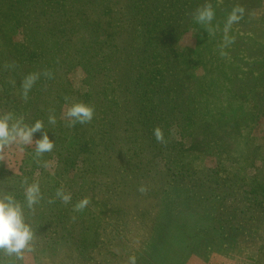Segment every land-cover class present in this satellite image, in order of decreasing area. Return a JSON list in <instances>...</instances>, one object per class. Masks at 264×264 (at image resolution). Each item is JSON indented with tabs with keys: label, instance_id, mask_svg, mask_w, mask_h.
Listing matches in <instances>:
<instances>
[{
	"label": "rangeland",
	"instance_id": "374dc122",
	"mask_svg": "<svg viewBox=\"0 0 264 264\" xmlns=\"http://www.w3.org/2000/svg\"><path fill=\"white\" fill-rule=\"evenodd\" d=\"M107 1L0 0V113L9 111L21 121H28L23 124L29 126L40 120L35 115L37 111L26 110L29 97L23 92L25 78L34 74L37 79L33 86L42 87L35 99L45 97L52 107L50 116L56 119L55 124L47 120L42 131L55 134L57 127H66V136L75 139L68 144V155L58 161L57 152L52 151L45 163L30 156L34 143L25 145L22 151L16 145L0 148L3 169L23 178L36 166L28 179L33 182L39 167L50 172L59 167L65 174L69 162L71 171L68 168L66 174L72 175V191L76 193L79 186L81 193L95 191L87 209H96L93 215L99 223L97 230L86 234L87 246L81 244L84 241L78 233L61 229L42 239L34 237L33 251L26 253L20 263L130 264V257H135V264H264V219L254 215L249 218L240 196L233 200L231 194L224 197L219 189L215 191L219 196H213V191L198 190L197 186L164 183L167 174L179 169L189 171L188 175L191 169L208 175L210 170L224 168L225 173H219L223 178L244 173L238 175L240 190L245 185L264 189V0H211L208 6L214 16L210 23L196 22L198 10L203 9L200 6L191 11L188 25L179 34L156 40H149L146 26L136 25L135 17L128 15L130 0ZM199 1H190L192 9ZM174 3L175 0H162L160 5L168 11ZM235 9L243 12H237L240 19L228 26V17ZM117 27L122 29L117 44L124 48H106L101 30L113 31ZM140 40L148 42L149 50L153 43L161 48L157 77L168 75L167 80L175 89L187 91V98L182 101L186 107L196 109L191 116L193 126L184 130L185 137L173 128L165 148L144 149V154H155L156 172L139 183L124 186L116 168L122 167L127 157L105 150L100 137L109 125L107 115L111 111H101L97 104L102 97H109L117 105L115 86L104 89L102 82L106 76L114 81L109 68L114 63L121 75L130 69L131 60L140 54L132 52V46ZM116 51L120 53L114 54ZM103 55H111L108 67L97 61ZM71 57L73 60H68ZM119 58H125L128 64L124 67ZM60 59L66 60L63 65L59 64ZM86 71L90 76L87 80ZM88 86L94 93L86 98ZM98 88L102 93L96 92ZM58 99L61 103L53 110ZM171 99L173 105L181 102ZM75 102L93 107L90 122L69 123L65 113ZM76 132L82 136H74ZM39 135L40 132L35 133L33 139ZM124 136L119 133L118 142ZM79 141H85L95 153L100 171L96 170L101 173L95 179V190H88L91 185L82 180L84 166L78 160L83 154L71 147ZM122 143L125 149L128 144ZM168 158L171 167L166 171L164 163ZM211 175V179H217L214 173ZM55 179H60V175ZM6 181L11 189L17 186L9 176ZM94 202L97 207H92ZM104 203L106 208L99 207ZM108 206L127 214L120 216L121 220L118 214L108 216L109 212H102ZM242 209L245 210L239 212ZM219 210L234 215L230 224H221L218 217L212 219ZM1 258H6V264L12 259L0 253Z\"/></svg>",
	"mask_w": 264,
	"mask_h": 264
},
{
	"label": "trees",
	"instance_id": "16d2710c",
	"mask_svg": "<svg viewBox=\"0 0 264 264\" xmlns=\"http://www.w3.org/2000/svg\"><path fill=\"white\" fill-rule=\"evenodd\" d=\"M161 1L162 0H130L128 3V15L135 17L136 25L138 24L139 26H146L144 31L149 40H156L159 39V37L165 35H168V38H171V35L173 37L174 35L179 34V32L188 25L192 15L191 11L198 10V7L200 6H203L204 8L212 3L211 0H200L198 6L195 9H192L193 6L190 1L193 0H175L177 4L174 3L170 10L165 11L163 6L160 5ZM178 1L181 2L178 3ZM107 2L110 1L108 0ZM175 6H178L179 8H176ZM152 23H156L159 26L156 25L155 27ZM121 30L122 29L119 30L118 27L113 31H107V29L101 30V34L105 37L102 39V41L106 48L108 46L118 49L124 48H120L117 44V37L119 34H121ZM153 44L154 45L152 46L151 50H149L148 42L145 40H140L135 46H132V52H140V54L131 60L130 69L126 68V72H123L122 75L119 72V68L116 67L117 69H114L115 66H117L116 63H114V67H109L115 75V78L113 79L114 81H109L111 77L106 76L107 78H105L102 84L104 89L109 85H112L113 87L115 86V101L117 102V105L115 102H112L109 97H102V99H100L98 102L99 105L97 104V108H99L101 111L105 110L106 113L107 109H109L108 112L111 111L107 115L109 125L108 127L105 126L104 133L100 137L105 150L113 153L116 156L124 158L127 157V160L124 162L125 164L122 167L119 165V167L116 168L117 173L121 174V181L124 186H131L132 184L139 183L150 173L156 172L157 164L154 162L155 154L152 153L151 156H149L148 153L144 154V149L149 148L150 150L152 147V150L155 148H158L159 150V148H165V143L171 140L169 137L170 130L176 128L180 136L185 137L184 130H187L188 127L193 126L191 116L194 115L196 108H187L186 104L182 102L187 98V91L175 89L172 82L167 80L169 77L166 74H164L163 78L157 77L160 74L157 66L161 48H157L158 45H156V43ZM148 51L149 53L151 51L152 54H148ZM116 53L120 52L116 51L114 54ZM110 56L111 55H103V57L97 61L108 67V65L111 64L108 62L111 60L108 59ZM71 58L68 60H73L74 57ZM119 60H121V64H124V67L128 64V61H126L125 58H119ZM64 61L66 60L60 59L58 62L59 64L63 65ZM85 61L87 63L90 62L89 60ZM186 65V62L184 61V72L187 73ZM89 77L90 76L89 74L87 75L86 71L85 80H87ZM87 84H89L88 81ZM99 88L96 90V92L102 93ZM41 89L42 87L40 86H33L28 89L26 93L25 91L23 92L29 97L28 101L25 102L27 103L26 110L32 109L33 111H37L35 115L39 116V119L45 124L51 115L50 111L52 107L49 108V102L44 99L45 97L35 99L36 96L41 93ZM86 91L88 92L85 94L86 98L92 96L94 93V91L90 89L89 86ZM121 98L124 99L121 100ZM171 98L181 102L174 101L175 104L173 105V103H171ZM57 102L58 104L54 105L53 110L55 106H58L61 103V99H58ZM11 107L14 108L15 106ZM7 112L9 113V111ZM2 113L4 114V112ZM2 113H0V116H2ZM22 122L28 123V121ZM156 128H159L162 131L164 136L163 142L156 140L153 134L154 129ZM66 130V127H57L55 134L52 132H46L49 139L54 144L52 151L57 152L58 161L71 152L69 150L68 144L75 140H72V138L66 136ZM118 132L125 135L124 138L120 139V142H118ZM76 135L82 136L77 132L74 136ZM122 141L127 142L128 144L125 149ZM79 142L71 147H77L79 152L83 154V157L78 160L80 164L84 166V168H81L82 180L85 183L89 182L88 185H91L88 187V190H90V188L91 190H95L97 188L95 179H98L97 177L101 174L98 172L100 170L94 158L95 153L85 141ZM177 144L178 143H175V145ZM171 150L173 151V149ZM51 152L44 153L42 156L36 158L34 157V149H32L30 151V156L34 157V159L38 160L40 163H45L46 159L51 157ZM73 158L74 159L72 162L75 163L76 157ZM168 159H166L164 163L167 165L165 168L166 171H168V169L171 167L169 165L171 158ZM68 163L64 168L67 171L66 173L69 172ZM35 169L36 166H32L30 172L24 173L25 176L22 178L21 175H11L10 172H8L6 169H3V165L0 162V193L14 194L21 204L24 205L25 220L32 227L34 233L33 238L37 237L40 239L41 237L42 239L44 235L47 237L52 231L61 229L64 230L65 233L66 231L78 233V236H82L81 240L84 241L81 244L83 246H87L89 242H86V234H90L92 231L94 232L99 226V223H97L98 221H96L97 218L93 215V213H96V209H91L90 211L87 209V206L83 211L77 212L74 211V208L72 207L85 197H87L90 202H93L92 197H95V191L92 194H89V192L85 193V191L81 193L80 190L82 189L81 186H79V190L75 193V191H72L71 183L73 182V179L70 178L72 175L69 176L66 173L64 174V171L59 167H57L53 172L43 168L40 169L39 167L37 179L36 181H33L39 184V198L36 204H34L31 208H28L24 204V188L26 185H24L25 183H23V181L27 182V184L33 183L29 182L28 179L34 174L33 172ZM191 170L193 171L191 172ZM191 170V175H188L189 171L183 169H179L174 173L172 171L170 174H167V178L164 183L167 186L175 187H188V185L197 186L196 188H198V190L206 189L213 191V196H219L215 192L217 189H219L220 192L224 193V197L230 196L231 194V196H233V200H237L236 198L240 196V201L246 205L245 212L250 214L247 215L249 218H253L254 215L260 220L264 219V189L259 191L257 186L250 187V185H245L244 187H241L242 189L240 190L238 185L240 180L238 177L240 176L238 175H244V173H237L236 177H231L232 179H228L219 175L221 171H224L225 173L224 168L210 170L211 172L208 175L201 174L195 169ZM212 173L217 176L216 180L211 179L214 178L211 175ZM57 175H60V179L58 180L55 179ZM8 176L13 178L17 185L14 189H11L12 186L6 181ZM192 176L196 177L195 182L192 181ZM233 178H236V181L233 180ZM59 191L71 194L72 198L68 204L62 203L61 197L57 194ZM92 207H97V203L94 202ZM99 207L106 208V203L100 205ZM245 209H242L239 212H242ZM221 210L224 209L222 208ZM221 210L213 213L212 219L217 220L219 218L221 224H230L229 222L234 218V215L230 216L231 213H227V211H225V214H223ZM102 212H109L108 216H112V213L118 214V219H120V216H126L127 214L124 213L126 212L124 210L121 211L118 208H112L110 206H108V209H105ZM18 264L21 263L18 262Z\"/></svg>",
	"mask_w": 264,
	"mask_h": 264
},
{
	"label": "clouds",
	"instance_id": "9594fccd",
	"mask_svg": "<svg viewBox=\"0 0 264 264\" xmlns=\"http://www.w3.org/2000/svg\"><path fill=\"white\" fill-rule=\"evenodd\" d=\"M237 12L242 13L243 9L233 10L228 17V26L240 19ZM213 16L214 12L211 6H206L198 10L195 19L197 23H210ZM36 79L37 76L34 74L25 78L23 84L25 93L33 86ZM65 115L69 118V123L83 124L93 119L94 109L87 104L75 102L67 108ZM48 123L55 124V117L49 116ZM44 127V122L41 120H36L29 126L23 124L11 113L2 115L0 116V148H10L12 145H16L22 151L25 145L34 143V157L38 158L44 153L51 152L54 144L47 133L42 131ZM37 132H40L41 135L34 140V135ZM153 134L157 141L163 142L164 136L159 128L154 129ZM25 183L27 184V182ZM140 190L144 191L145 189L141 188ZM39 194L38 183L27 184L24 188V204L31 208L37 203ZM57 194L65 204L71 201L70 193L59 191ZM89 203L87 197L81 199L74 205V211H83ZM33 235L31 225L25 220L24 205L14 194L0 193V253L12 258L7 264H18L25 260V254L33 251ZM0 264H6V262L0 259ZM130 264H135V257H130Z\"/></svg>",
	"mask_w": 264,
	"mask_h": 264
}]
</instances>
